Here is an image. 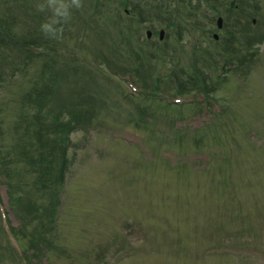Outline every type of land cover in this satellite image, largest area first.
Wrapping results in <instances>:
<instances>
[{
    "label": "rangeland",
    "instance_id": "rangeland-1",
    "mask_svg": "<svg viewBox=\"0 0 264 264\" xmlns=\"http://www.w3.org/2000/svg\"><path fill=\"white\" fill-rule=\"evenodd\" d=\"M254 1L258 9L251 6ZM248 2L251 5L243 14L247 18L242 20L245 23L247 19L251 25L254 17L249 28L260 32L264 30V0ZM48 3L49 0L19 1L22 10L28 14L44 13L40 15L43 18L50 13L53 17L51 8L45 7L44 12V8L38 7ZM82 3L83 7L73 9L67 21L71 34L65 35V39L69 43L62 42L60 46L68 51L65 50L67 55L98 65V76L105 87L102 92H110L104 104L86 103L85 114L90 113L92 122L71 134L67 150L69 171L61 192L63 205L56 207L49 219L44 214L45 221L54 219L50 244L52 241L58 248L53 245L47 256H32L33 263L264 264V42L260 45L263 58L255 62L249 76L232 77L217 91L219 100L231 108L224 121L213 114L211 102V111H203V106L199 111L202 103L197 92L183 94L196 97L193 106L182 104L190 98L174 97L172 88H160L165 92L159 90L155 96L134 93L133 85L123 77L127 71L121 69L138 66L137 62L128 65L125 57L119 55L123 50L110 55V44L96 34L97 24L104 20L99 18L92 23L94 31L90 29L86 20L91 17L92 5L90 0ZM202 3L203 0H191L196 9L206 14L196 16L197 19L181 17L168 37L165 30L158 48L167 53L160 57L161 52L153 49L157 53L152 62L155 68L147 73L150 78L154 75L161 81L171 76L194 80L207 75L209 83L216 79L215 72L207 69L201 57L197 61L192 58L195 42L203 41L201 44L211 48L219 45L210 40L207 44L204 39V30L217 28L215 20L196 27L195 22H205L204 17L213 15ZM3 7L5 4L0 3V12ZM169 7L173 8L171 4ZM162 8L164 4L160 3ZM154 9L142 8L137 18H144L138 24L141 36L146 37L147 29L154 30L150 40L156 42L158 30L165 28L169 14ZM235 11L226 13L221 8L222 18H230L235 24ZM2 17L0 13V21ZM180 28L182 37L178 33ZM150 45L151 42L144 44L145 53L153 48ZM102 52L113 58L108 68L100 64ZM41 62L42 58L33 59L28 74L18 71L14 78L0 85V159L14 144L21 146L24 142L21 137L25 123L21 118L25 113H35L34 105L31 107L25 101L26 93L33 87L32 78ZM131 74L136 81L133 70ZM77 82L72 78L61 82L60 87L55 85L52 97L62 96L71 102L72 95L79 97ZM167 100L181 104H168ZM54 105L57 106L56 101L49 104ZM214 146L220 147L223 155L213 154ZM5 171V167L0 171V263L19 264L9 243V238L14 237L6 229L10 230L9 224L20 232L22 247H30L35 241L34 226L38 220L30 219L32 214L21 207L23 203L16 204V198L24 194L22 187L28 188L35 175L34 170L24 172L15 163L9 184L5 182ZM232 181L233 185L239 184L233 204L224 193ZM214 202H223L218 205L223 211L216 209ZM46 208L51 211L48 202ZM225 212L232 214V221L226 222ZM240 219H245V223L237 221ZM28 251L35 252L30 248Z\"/></svg>",
    "mask_w": 264,
    "mask_h": 264
},
{
    "label": "trees",
    "instance_id": "trees-1",
    "mask_svg": "<svg viewBox=\"0 0 264 264\" xmlns=\"http://www.w3.org/2000/svg\"><path fill=\"white\" fill-rule=\"evenodd\" d=\"M19 1L14 0L13 3L12 0H0V3L5 4L3 11L0 12L3 16V20L0 21V85L6 84L7 80L14 78L18 71L24 70L28 74V66L33 59L42 58V62L40 67L37 68L35 78H32V89L26 93L25 101L30 103L31 107L34 105L32 110H35V113L34 116L25 113L21 118L22 122L25 123L21 137L24 142L21 146L18 143L14 144L4 156H1L0 171L5 167V182L11 184L13 164H20L24 172L29 169L34 170V181L31 185H28V188L22 187L23 195L17 198L15 196L17 206L23 203L21 207L32 214L30 219L33 221L38 220V225L34 226L35 241L30 244V247H27V250L25 249L23 257L29 263L34 264L32 256H47L54 249V246L58 248L57 244H52V241L50 244V239L53 238L50 234L54 230L51 221L53 222L54 219L49 221L44 219L46 218L45 215L49 219L50 215L56 212V207L62 205L63 193L61 192L66 187L70 165L67 150L72 141L70 140L71 134L76 129L79 130V128L89 126L92 122L90 113L85 114L87 110L84 108L87 106L86 103L90 106L104 104L107 97H109V91L102 92L105 87L104 84L100 83L97 70L91 67L90 64L81 62L78 57L72 56L70 53L67 55V50L60 46L62 42L69 43L65 39V35L71 34L69 22L63 23V36L61 39L50 38L41 31L40 25L42 22L50 20L52 13L46 15L45 18L40 16L45 15L44 13L28 14L26 10L21 9L23 7L19 4ZM152 1L153 3H151ZM180 2L182 7H178L179 3H175L172 9H166L174 14L171 16L174 17V20L175 17L179 18L183 12L181 9L186 8L183 5L188 4L186 0H180ZM90 3L92 12L91 17L86 20V24H90L89 28L93 29L91 27L92 22L97 21L99 18L100 21L103 19L104 22L99 23V29L102 34H113L115 44L131 42L137 37L138 28L131 21V19L133 20L132 13L134 11L137 12L142 6L160 10V0H146V2L142 0H90ZM164 4L168 3L165 2ZM227 4L230 10L236 5L234 2H228ZM221 5L223 3L214 0L211 8L216 11ZM125 9L129 10V15L124 14L123 10ZM44 12H47L45 8ZM124 15L126 17L123 18ZM229 32L230 39L225 42L227 46L219 53V58L211 59V68L207 67L210 71L218 66L226 70L231 65H235L238 72L247 71L245 68L250 65L251 61H254L253 57L256 55L255 51L252 50L253 44L264 39L262 33L248 32L240 36L234 30ZM138 40L140 38L137 37ZM87 45L89 47V44ZM112 48L115 51L113 46ZM131 50L136 53L135 57L140 60L139 64H141L139 50L135 48ZM155 50L160 51V48H155ZM156 51L149 49L145 53L147 62L142 65L144 74L149 80L151 79V83L149 81L147 83L148 87L151 84L153 94L158 90L161 80L160 77L153 78L154 75H151L150 78L147 73L152 72V69L155 68V64L152 63L154 55L157 52L160 53ZM218 59L223 67L218 65ZM103 60L107 62V55H102ZM139 70L140 67L136 69V72L139 73ZM206 76L194 80L175 78L173 83L177 86L179 92H183L190 83H199L200 89L208 97L210 94L216 96L220 83L219 81L209 83ZM72 78L79 83L76 85L79 88L77 90L79 97L72 95L71 102H68V99L62 98V96L53 98L51 95L53 87L55 85L60 87L61 82L64 84ZM54 101H56L58 107L55 105L49 106ZM36 137L37 146L35 145L36 142L33 141ZM25 198L29 200H23ZM42 200L44 201L41 202ZM46 202L50 205L51 211L45 209ZM39 214L43 217L40 218ZM12 231L20 239V232L14 228ZM28 248L35 252L30 254Z\"/></svg>",
    "mask_w": 264,
    "mask_h": 264
},
{
    "label": "clouds",
    "instance_id": "clouds-1",
    "mask_svg": "<svg viewBox=\"0 0 264 264\" xmlns=\"http://www.w3.org/2000/svg\"><path fill=\"white\" fill-rule=\"evenodd\" d=\"M39 8L49 7L53 10V17L45 22H42L41 31L53 39H61L63 36V23H66L72 16L73 9L83 7L82 0H49L47 5L40 4Z\"/></svg>",
    "mask_w": 264,
    "mask_h": 264
},
{
    "label": "water",
    "instance_id": "water-1",
    "mask_svg": "<svg viewBox=\"0 0 264 264\" xmlns=\"http://www.w3.org/2000/svg\"><path fill=\"white\" fill-rule=\"evenodd\" d=\"M149 35H150V32H149Z\"/></svg>",
    "mask_w": 264,
    "mask_h": 264
}]
</instances>
